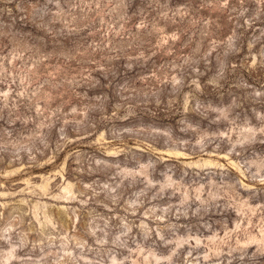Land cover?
<instances>
[{"label": "clouds", "instance_id": "clouds-1", "mask_svg": "<svg viewBox=\"0 0 264 264\" xmlns=\"http://www.w3.org/2000/svg\"><path fill=\"white\" fill-rule=\"evenodd\" d=\"M0 264H264V0H0Z\"/></svg>", "mask_w": 264, "mask_h": 264}]
</instances>
